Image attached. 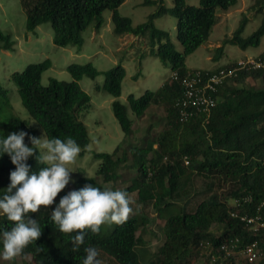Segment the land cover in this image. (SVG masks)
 Instances as JSON below:
<instances>
[{
  "label": "trees",
  "instance_id": "16d2710c",
  "mask_svg": "<svg viewBox=\"0 0 264 264\" xmlns=\"http://www.w3.org/2000/svg\"><path fill=\"white\" fill-rule=\"evenodd\" d=\"M123 1L20 0L26 15V31H33L40 23L49 22L53 43L62 47L80 46L82 33L90 25L97 32L104 21L103 12L108 9L111 11L114 34L147 36L150 45L157 44L154 54L158 59L168 63L171 73L176 72L180 76L190 70L185 64L186 56L207 40L218 21V12L227 11L239 0H199V5L172 0L170 8L163 5V0H143V4H156L157 9L137 25H132L129 17L117 11ZM249 8L253 10L254 17L260 18L259 25L249 35L241 36L248 21L246 14H242L241 22L223 43L229 42L240 48L260 43L264 37V0H252ZM166 11L176 18L180 51L175 49L167 30L154 26L153 20ZM13 45L10 35L0 29V50L9 51ZM222 49L221 44L215 48L216 53L221 54ZM254 58L264 63V51ZM232 61L208 70L233 67L236 60ZM50 67L51 61L45 58L27 64L21 71L11 72L9 78L16 86L21 105L39 124L45 136L62 140L71 137L81 147L80 153L89 143L86 126L78 120L79 113L86 111L90 105L89 94L79 85L83 77H103L96 89L114 98L111 101L113 115L126 135L134 124L128 110L139 117L151 104L163 105L165 127L148 146L131 148L132 166L138 172L122 190L128 194L135 191L139 202H150L156 209V216H164V240L154 253L147 252L143 238L136 232L149 223V218L135 214L122 225L113 224L105 234L102 233V226L98 235L89 231L84 244L78 251H73L70 236L76 233L63 234L54 226L50 220L55 207L53 204L28 214L38 221L42 234L23 250L22 255L30 257L36 264H82L86 255L84 248L91 246L111 256L115 264H191L205 251L217 255L220 243L232 237L238 240V250L250 242L256 243V259L250 261L242 255L240 264H264V227L254 230L238 217L230 215L231 211L249 216L260 215L264 221V86L243 84L247 78L264 80V66L237 69L235 75L226 77L218 89L215 106L208 113L186 121L179 120L174 106L181 94V86L170 75L155 90L146 89L138 97L129 93L124 104L116 99L121 94L125 76V69L120 63L107 70H98L90 62L69 63L66 70L71 76L70 81L50 78L43 85L42 73ZM12 109L8 91L0 84V112L5 113L4 120L0 122V138L20 130L37 137L36 131L25 120L15 116L17 112ZM24 142L31 146L28 136H25ZM118 147L111 152L93 153L98 161L95 174L101 176L104 182L116 179V169L126 158L125 151L121 156L116 155ZM38 155L37 151L26 161L30 165V174L44 167L38 163ZM14 169L8 154L0 153V197L9 185V174ZM194 175L208 179L210 194L191 211L180 206L178 212L169 211L163 215L168 205L176 204L175 199L189 190ZM86 183L101 188L104 186L94 177L79 176L73 183V190ZM65 194L63 189L57 198ZM58 202L59 199H56L55 203ZM213 224L220 225L217 232H211ZM12 226L13 222L0 214V232ZM0 246L2 251V244ZM15 262L14 258L11 264ZM20 262L26 264L23 258ZM213 264H234L233 257L217 258Z\"/></svg>",
  "mask_w": 264,
  "mask_h": 264
},
{
  "label": "rangeland",
  "instance_id": "374dc122",
  "mask_svg": "<svg viewBox=\"0 0 264 264\" xmlns=\"http://www.w3.org/2000/svg\"><path fill=\"white\" fill-rule=\"evenodd\" d=\"M185 2L199 5V0H185ZM251 3L252 0H239L234 7L224 12H218V21L210 30L207 40L186 56L185 64L188 69H214L231 60L255 57L264 51V37L261 38L257 46L246 48H240L229 42L223 43L224 39L230 37L241 22L242 14H246L248 21L241 36L249 35L259 25L260 18L254 17L253 10L249 8ZM163 5L170 8L172 0H163ZM156 9V4H143V0H124L117 11L119 14L129 17L132 20V25H137L144 22L147 16ZM110 15V10H104V21L95 39L91 33L93 27L90 25L82 33L83 42L80 46L62 47L53 43V30L49 22L40 23L33 31H26V15L20 0H0V29L8 33L14 42L11 50H0V84L8 91V96L13 104L12 110L17 112L15 116L25 120L36 131L37 137L42 134L45 136V134L39 124L29 116L21 105L16 86L9 78L11 72L21 71L29 63L42 61L45 58L51 61V67L42 73L41 83L43 85H46L50 78L70 81L71 76L66 70L69 63L85 64L90 62L98 70H107L120 63L125 69V76L122 80L121 94L116 99L124 104H126V97L129 93L138 97L146 89L159 88L162 81L169 77L170 66L159 60L154 54L157 44L150 45L147 36L114 34ZM153 23L156 28L167 30L170 33V39L174 43L175 49L180 51L181 46L176 38V18L166 11L163 15L156 17ZM98 33L101 34V37ZM221 44L223 45L222 53L218 55L215 48ZM216 54L217 58H214ZM102 81L101 75L94 79L83 77L79 80L81 88L90 96L88 109L79 113L78 116V120L86 126L89 143L84 152L79 153L76 163L68 166L74 167L76 171L70 173L71 180L64 189L66 193L73 190V183L79 176L94 177L104 185L113 186L114 189H122L127 186L138 172L136 167L132 166L131 148L148 146L159 131L165 127L166 112L163 105L151 104L139 117H135L128 110V116L134 120V124L131 132L126 135L120 129L113 115L111 101L114 98L105 91L96 89V85L101 84ZM243 84L264 86V80L247 78ZM4 117L5 113L0 112V122L4 120ZM118 145L120 147H118L116 155L121 156L125 151L126 158L119 163L116 169V179L104 182L101 176L95 174L98 161L93 157V153L111 152ZM210 192L208 179L205 180L194 175L189 190L180 198L175 199L176 204L168 205V210L163 212V215H167L169 211L178 212L180 206L191 211ZM129 198L134 201L131 205L134 209L132 215L138 214L149 218V223L146 226H141L136 234L143 238L144 248L147 252L154 253L164 240L162 232L164 216H156V209L150 202H139L135 191L129 193ZM56 199L60 198L56 197ZM112 226L103 225L102 233L105 234ZM219 226L213 224L211 232H217ZM98 251L100 253L98 259L102 261V264H115L111 256L101 250ZM21 258L26 261V264L37 263L30 260L28 256L20 255L15 258V264H22ZM242 259L241 252L235 254L233 263L240 264ZM211 262L203 253L191 264H213ZM0 264H11V261L0 259Z\"/></svg>",
  "mask_w": 264,
  "mask_h": 264
},
{
  "label": "clouds",
  "instance_id": "9594fccd",
  "mask_svg": "<svg viewBox=\"0 0 264 264\" xmlns=\"http://www.w3.org/2000/svg\"><path fill=\"white\" fill-rule=\"evenodd\" d=\"M25 136H28L31 146L25 144ZM81 150L71 137L63 140L57 137L49 139L43 134L36 137L20 130L0 138V153L8 154L15 166L9 174L10 183L0 197V214L6 215L13 222L10 229L0 232V259L12 261L41 236L40 224L28 214L37 213L42 206L48 208L55 204L50 214L51 222L63 234L76 233L70 236L73 251H78L84 244L89 231L98 235L101 226L122 225L133 214L131 205L134 201L129 198V194L125 190L114 189L111 185L101 188L93 183H86L78 190L67 192L55 203L58 194L70 182V173L76 171L74 167L68 166L76 163ZM37 151V161L44 167L30 174V165L26 161ZM84 252L86 255L82 264H102L98 259L100 253L97 248L85 247ZM205 254L212 261L207 251ZM217 258H223L219 251L211 263Z\"/></svg>",
  "mask_w": 264,
  "mask_h": 264
},
{
  "label": "built area",
  "instance_id": "2783aa9c",
  "mask_svg": "<svg viewBox=\"0 0 264 264\" xmlns=\"http://www.w3.org/2000/svg\"><path fill=\"white\" fill-rule=\"evenodd\" d=\"M233 67H224L216 71L208 69H190L186 74L180 76L176 72L170 74L172 80L178 81L181 86V94L174 102L177 109L178 118L180 121H186L191 117L208 113L218 101L216 93L226 77L235 75L237 69L240 68H260L264 66L262 60L254 57L238 59ZM187 162V161H186ZM246 199V198H244ZM258 208V207H257ZM260 208H258L259 210ZM232 216H237L245 224L250 225L252 229L257 230L259 227H264V221L260 215L249 216L247 214H238L232 211ZM238 240L228 239L218 246V251L223 258H227L240 252L248 260L253 261L258 256L256 243L250 242L242 250H238ZM212 261L216 255L207 252Z\"/></svg>",
  "mask_w": 264,
  "mask_h": 264
},
{
  "label": "crops",
  "instance_id": "0c3cea01",
  "mask_svg": "<svg viewBox=\"0 0 264 264\" xmlns=\"http://www.w3.org/2000/svg\"><path fill=\"white\" fill-rule=\"evenodd\" d=\"M98 32V31H97ZM97 32L94 30V28H92V31H91V33H92V35H93V39H95V37H96V35H97ZM99 34V36L101 37V34L100 33H98ZM162 83H163V81H162ZM161 83V84H162Z\"/></svg>",
  "mask_w": 264,
  "mask_h": 264
}]
</instances>
